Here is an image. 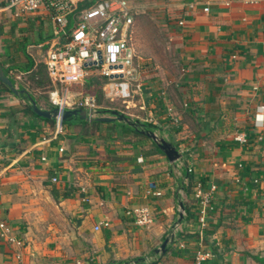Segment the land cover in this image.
<instances>
[{
	"label": "crops",
	"instance_id": "0c3cea01",
	"mask_svg": "<svg viewBox=\"0 0 264 264\" xmlns=\"http://www.w3.org/2000/svg\"><path fill=\"white\" fill-rule=\"evenodd\" d=\"M130 2L135 15L137 8L159 14L166 31L160 42L164 56L180 59L184 77L162 92L152 78L124 103L127 111L118 110L157 126L158 135L183 157L174 164L167 155L149 153L151 140L139 146L118 138L79 139L80 122L53 139V121L25 114L26 99L0 90V220L24 240L23 247L0 240V264H126L137 258L145 264H197L199 250L211 253L202 264H264V3ZM4 14L9 18L0 22V63L18 71L19 87L44 107L43 98L20 80L31 82L44 63L42 39L52 35V25L42 17L16 18L9 9L0 11ZM27 38L41 41L26 46ZM29 58L35 62L30 69ZM241 134L245 142L236 139ZM113 143L117 146H109ZM187 168L205 190L217 185L205 226L195 188L187 195L181 187ZM53 176L71 197L54 196L47 186ZM150 182L161 195L149 193ZM32 188H45L49 200L29 194ZM180 199L187 210L174 242L156 253L173 232ZM45 203L55 212L46 214ZM137 205L153 208L156 220L150 227L137 225L127 213Z\"/></svg>",
	"mask_w": 264,
	"mask_h": 264
},
{
	"label": "built area",
	"instance_id": "2783aa9c",
	"mask_svg": "<svg viewBox=\"0 0 264 264\" xmlns=\"http://www.w3.org/2000/svg\"><path fill=\"white\" fill-rule=\"evenodd\" d=\"M2 1V0H1ZM250 3H264V0H246ZM1 10L9 9L16 18L27 20L42 17L52 25V36L46 40L44 63L52 87L48 92L49 101L58 109L55 118L53 139L65 132L64 114L67 109L85 108L98 112L99 104L91 93L71 94L70 84L83 83L92 74L107 78L104 84L105 95L114 101L124 103L134 98V90H141L144 83L139 78V65L136 64L137 48L135 44V13L130 0H5ZM208 10V8H206ZM20 79L21 75L18 74ZM188 104L186 103L185 106ZM168 111L175 123L180 116L173 105ZM259 117V116H258ZM246 141L245 134L236 137ZM60 147V151H64ZM47 161V156H42ZM192 172V169H189ZM58 182V176L52 177ZM188 178L184 181L187 183ZM215 183L210 190L204 189L203 181L195 183V197L199 209V221L207 224L209 213L215 209L213 193ZM149 193L161 195L156 182H150ZM134 217L137 225L150 227L156 220L153 208L149 205H137L127 212ZM108 224V223H107ZM97 229L100 226H96ZM175 228V232L179 230ZM0 240L17 247L24 246L13 226L6 220H0ZM211 253L199 250L197 264H202ZM17 258L22 259L21 253Z\"/></svg>",
	"mask_w": 264,
	"mask_h": 264
},
{
	"label": "rangeland",
	"instance_id": "374dc122",
	"mask_svg": "<svg viewBox=\"0 0 264 264\" xmlns=\"http://www.w3.org/2000/svg\"><path fill=\"white\" fill-rule=\"evenodd\" d=\"M5 1V0H4ZM137 10H139L137 8ZM136 10V15H135V27H136V33H135V44L137 47V58H136V64L139 65V78L142 80V82L145 85L146 81L151 80L152 78H156V84L160 86V91L162 92L167 88V86H171L172 80L177 79V81L182 80L184 75L181 73L182 69V62L180 59L174 55H171L170 53L167 56L165 55V49L164 46L160 42L163 40V36L165 37L166 35L164 34L166 31H164L161 27V22L159 18V14L156 13L155 9H147L146 11H137ZM6 17L4 14V17L2 18V15H0V22L3 21ZM167 50L168 48L165 47ZM173 54V52H172ZM173 56V57H172ZM157 57V58H156ZM41 68L43 72L41 75L39 74L38 77H36L35 74L30 76L32 79L31 82L27 81L25 79V76L22 77L20 80L23 82L26 87H30L31 91L34 93L38 94L41 96L44 100V107H49L51 106L49 102V96H48V91L50 88V83H49V78L47 77V73L45 72V65L42 63ZM93 76L97 75H89L83 83H77V84H70L68 86V89L71 94H77L79 92H82L84 94L86 93H96L97 96V103L100 102V106H110L111 108H116V109H125V104L121 99H116L114 101H110L109 99H106L103 97V85L104 81L103 79H98V81H95ZM38 78H40L41 82H38ZM97 79V78H96ZM14 81L16 84L19 86V82L15 78ZM174 84H176V81H173ZM167 93L171 94L170 90L167 91ZM163 95V94H162ZM164 96V95H163ZM183 102V98L181 99ZM100 108V107H99ZM127 111V110H126ZM65 132H66V127H70L73 125L69 124V122H65ZM176 126V125H175ZM81 126L78 127L77 130H83V127ZM74 131V129H73ZM134 142V137L133 139ZM77 141V140H76ZM119 144V143H118ZM85 148V150L88 149L87 144L83 143L80 144ZM126 145V144H125ZM153 145V144H152ZM111 147L117 146V143L109 144ZM129 146V145H127ZM83 147L81 149H83ZM85 150H82L83 152ZM40 191L38 188H32L31 192L29 194H33L36 196L42 195V200H47L49 192L45 190V188H41ZM29 191V189L27 190ZM185 196V193H184ZM49 200V198H48ZM46 207V214H51L55 212L54 208H51L48 203H45ZM59 209L62 211H66V208L63 206H59ZM34 226V224H32ZM31 226V227H33Z\"/></svg>",
	"mask_w": 264,
	"mask_h": 264
},
{
	"label": "trees",
	"instance_id": "16d2710c",
	"mask_svg": "<svg viewBox=\"0 0 264 264\" xmlns=\"http://www.w3.org/2000/svg\"><path fill=\"white\" fill-rule=\"evenodd\" d=\"M5 4H6V2L4 0H2V1L0 0V6L5 5ZM30 25H31V29H33L34 28L33 27V23L30 24ZM51 36L52 35H50L49 37L43 38L42 40L46 42V40H48ZM40 41L41 40H34V39H28L27 38L25 40V45L27 46L28 44L39 43ZM44 46H45V49H47V46L46 45H44ZM29 61H30V58H29ZM34 65H35V62L31 60L29 62V65H28L29 69L32 68ZM44 65H45V63H44ZM39 67H40V69L33 73V74L36 75V77H38L39 74L41 75V73L43 72V70H42L40 65H39ZM45 70H46V73L48 75L46 65H45ZM9 71H10V73H9ZM5 72L13 80L16 78L17 81H18V78H17V75L19 74L18 71H15L13 69L11 70V68L10 69L7 68L5 70ZM33 74H31V76ZM92 75H97L96 77L93 76L95 81H98V79L99 80L103 79L104 84L107 81L106 77H103V76H101L99 74H92ZM47 77L49 78V76H47ZM38 79H39L38 82L40 83L41 80H40V78H38ZM48 80H49V83H50V88H49V90H50L51 87H52V84H51L50 78ZM14 83H16V82L14 81ZM0 90L1 91H10V92H12L10 87L7 84H5L4 82H2L1 80H0ZM28 92H29V90H28ZM102 92H103V94H102L103 97L108 99L106 97V95H105L104 85H103V91ZM90 93L93 94L96 97V99H97L96 93H93V92H90ZM19 96H21L22 98L26 99V105H25V108H24V113L25 114L33 115V116L38 117V118H43V117H40L34 111V109L32 107V104H31V101L27 98L25 93L24 94H20ZM99 101L100 102H98V104L101 103V100H99ZM110 101H112V100H110ZM50 104H51V106L45 107V108H48V109L54 108V106H53V104L51 102H50ZM99 107L100 108L98 109V111L101 113L100 115H105V113L109 114V113H112L113 110H118L116 108H111L110 106H100L99 105ZM120 112H122V111H120ZM126 115H128L131 120H134L135 122L139 123V125H132L128 121H126L125 119H123V120L115 119L113 121H101V120H98V119H94L92 121H88V120H83V119L77 118V119H73V120H65L64 123L65 122H69V124H72V123L75 124L77 122L82 123L83 130L78 136L79 139L82 138V139H88L89 140V139L95 137V138L103 139L105 141L113 142L117 138L120 139V140L126 141V140L133 139V137H134V139H135L134 143H136V144L138 143L139 146H144L145 143H146L145 142L146 140H151L152 144H153V147H154V151L148 150L149 153L152 154V153L160 152V153L166 155L165 152L159 147L157 142L155 140H153L145 132V131H155L156 132L157 130H159V128L157 126L153 125L150 122H144V121H142L139 118H133L129 114H126ZM43 119L48 120V121H53L55 123V119H47V118H43ZM183 163L185 165L184 161H183ZM184 175L187 176L188 181H187V183L181 182V187L185 189V192L187 193V195H191V194L194 193V189L193 188H195L196 181L194 180L192 174L189 172V168L186 169V172L184 173ZM55 184L56 183L51 181L47 186H48L49 189L52 190V193L54 194V196L57 199H64V198H67V197H71V193L69 191H67L66 189L62 190L61 188H58ZM184 205H185V210H187V204L185 203V201H184ZM126 264H145V263L142 260L137 258V259H135V261L133 260V261L126 262Z\"/></svg>",
	"mask_w": 264,
	"mask_h": 264
},
{
	"label": "water",
	"instance_id": "95a60500",
	"mask_svg": "<svg viewBox=\"0 0 264 264\" xmlns=\"http://www.w3.org/2000/svg\"><path fill=\"white\" fill-rule=\"evenodd\" d=\"M0 80L7 84L11 91L19 96L20 94H26L27 98L31 101L32 107L34 111L43 118L47 119H55L58 114L57 108H44L42 107L38 100L32 96L30 92L25 87H19L16 83H14V80L5 72L4 67L0 63ZM101 113L95 112L93 110H87L85 108H78V109H67L64 114V120H73V119H83V120H94L98 119L101 121H113L115 119L123 120L125 119L132 125H139V123L135 122L134 120H131L128 115H126L124 112H120L119 110H113L112 115H100ZM153 140L157 142L159 147L165 152L168 159L176 164V162L183 157L182 152L169 140H167L165 137L159 136L158 133L155 131H145ZM179 206H180V212H179V218L177 220V223L174 226L173 232L164 240L162 245L156 249V253H164L167 249V245L170 242H174V236H175V228L179 226V224L182 223L184 218V212H185V205L183 199L179 200Z\"/></svg>",
	"mask_w": 264,
	"mask_h": 264
}]
</instances>
